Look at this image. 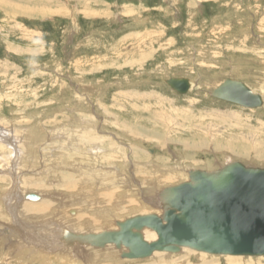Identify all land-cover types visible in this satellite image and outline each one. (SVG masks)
I'll list each match as a JSON object with an SVG mask.
<instances>
[{
  "label": "rangeland",
  "instance_id": "374dc122",
  "mask_svg": "<svg viewBox=\"0 0 264 264\" xmlns=\"http://www.w3.org/2000/svg\"><path fill=\"white\" fill-rule=\"evenodd\" d=\"M171 77L188 78L189 91L171 90L164 83ZM226 78L260 95L262 107L249 110L212 98L209 92ZM72 127L90 133L87 147L115 154L105 161L123 165L118 172L107 165L101 173L107 179L111 172L118 175L108 189L126 193L119 201L124 208L136 198L133 192L145 199L151 178L159 174H152L156 167L181 174L182 165L209 163L217 169L232 159L264 168V0H0V178L7 181L0 179V264H41L35 259L43 253L38 242L20 241L9 230L13 212L23 222L18 213L26 194L39 195L35 202L60 199L56 219L73 220V226L80 213L72 216L79 203L72 198L93 197L87 191L92 183L75 197L72 186L58 187L60 180L44 195L19 190L21 179H35L54 154L58 161L74 162L78 145L66 142ZM25 143L36 147L26 163ZM27 211L24 218L42 221ZM115 222L108 229L100 224L88 229L113 230ZM79 225L71 231L88 232L84 220ZM22 244L24 251L38 252L33 261L30 251L19 252ZM62 246L66 252L53 254L67 264H264V256L229 259L183 249L131 261L117 253L108 263L96 257L113 251L107 247L66 241Z\"/></svg>",
  "mask_w": 264,
  "mask_h": 264
},
{
  "label": "water",
  "instance_id": "95a60500",
  "mask_svg": "<svg viewBox=\"0 0 264 264\" xmlns=\"http://www.w3.org/2000/svg\"><path fill=\"white\" fill-rule=\"evenodd\" d=\"M164 83L179 95L190 89L185 77ZM209 95L249 110L263 105L260 95L231 78ZM26 197L37 199L35 194ZM159 199L161 216L128 218L118 223V231L93 237L94 245H122L128 250L124 257L142 260L153 252L175 254L183 248L216 256H264V168L235 161L210 172L190 171L189 181L166 188ZM143 228L153 231L156 240L146 242Z\"/></svg>",
  "mask_w": 264,
  "mask_h": 264
},
{
  "label": "bare ground",
  "instance_id": "6f19581e",
  "mask_svg": "<svg viewBox=\"0 0 264 264\" xmlns=\"http://www.w3.org/2000/svg\"><path fill=\"white\" fill-rule=\"evenodd\" d=\"M89 130H93V128L90 127ZM69 131H70V135H72V138L66 142H69V145H71V146H74V144H77L78 145L77 147L79 148L76 150L77 151L76 154L77 153L78 154L77 155L75 154L77 156V158L74 160V162H72V163L68 162L67 163V161H65V160L64 161H58V157H60V155L57 156V154L56 155L54 154L53 155L54 161H51V158H49V160L46 162V165L43 166L44 167L42 169L43 171L38 169L40 171V173L39 174L36 173L37 176H35V179H30V180L27 179V181H23V179H21V183L18 184L19 190H21L23 193H25L26 191L29 192V188H32L34 191H36V192L39 191L41 195H44V193L48 194L47 192H50L47 190V188L52 187L51 184L55 185L54 182L57 183V181L60 180L61 184L59 183L60 185H58V187L59 186H63V187L72 186V189L71 188L70 189L73 190L72 192H75L76 195H73L74 197L79 194L82 186L85 183H92L93 184V186L90 187L89 189H87V187H86L87 191H89L90 194L93 196L92 198L87 197L88 194L83 195V197L72 198L73 201H75L76 199H77V201H79L77 207L75 209H73L74 212H72V216H77V213H80V215H78V218L76 219L77 222L74 223L75 226L69 224V223H73L74 222L73 220H69V223H66V222H62L61 220L56 219L58 212L61 211L60 206L63 205V203L60 199H57L56 197L55 198L52 197V199H51L52 201H51V200H47V199L42 198V200H40L39 202H35V201L39 200L40 196L33 193V192H30L28 194H35L37 196L36 200H31V199L27 198L26 196L28 194H26V196H24V198H25L24 207H22V212L18 213V216L20 215L21 220L23 221L22 223L20 222L21 224L19 223V221H17V219H18L17 214H15V212L12 213V215H14V218H16L15 221L13 220V222H14L13 227L12 226L9 227V228H11L9 230H11L12 234L16 235L20 239V241L23 237L25 239L24 241H27L30 243L38 242V246H41V250H39V251H42L43 253L36 256V254H38V252H35L30 247H26L27 250L24 251V245L23 244H22L23 248H21V250H19V252H29L30 251L29 254L31 256V259H32V257L34 258V255H35L36 256L35 259L37 260V262H40L41 264H67V260H64L66 263L65 262L61 263V262H59L61 260H58L59 259L58 255H56V253L53 254V252L57 249L61 250L63 252H66V250H64V248L62 246L63 241L76 242L77 244H80V245L86 244L92 248H104L105 249V247H107L106 249H111L113 251H111V252L105 251L103 254H101V255L99 254L96 257H100V259H103V260L107 261L108 263L111 262L110 258L113 259V256H115L117 253H118L117 255H119V258H121V259H126L129 261H131V260H142V259H128V258L124 257L125 254L128 253V250L126 247H124L122 245H115L114 243H105V244L102 243L101 246L96 247L92 241L93 237H98L99 234H102L105 232H116V231H118L119 230L118 223L124 222L128 218H133L136 216H143V215H148V214H157V215L161 216L163 210H162V206L160 205V199L159 198L165 192L166 188L189 181V172L190 171L199 170V171H204V172L205 171L210 172V171L218 170V169L223 167V165H222L220 168L213 169V167H211L209 165V163L205 164L206 167L205 166L199 167V165L197 166V165L186 164V165L181 166V168H182L181 174H178L177 168L176 169L170 168L167 170H163L165 173H162L161 168H157V167L155 168V166H153L155 169H153L152 174L158 173V172H159V174L157 175V177L151 178L153 181L152 182L150 181V188L148 190H146L147 196L145 197V199L142 198L143 196L142 197L140 195L137 196V193L133 192L132 196L133 197L135 196L136 198L131 199L126 204L127 207L124 208L123 207L124 203L122 204L119 201L121 200L122 196L125 195L126 193L125 194L124 193L121 194V192L116 193L117 194V196H116V194L114 195V193L116 192L115 189L112 190L113 187L111 189H108L111 186V184L109 183L111 181V179L115 180L118 175L111 172V174H109V176H110L109 179H107L106 177H104L105 175L101 173L103 170H106L104 168L107 165H109V166L112 165L113 166L112 169H114L116 172L119 171L118 167L122 168L123 165L116 164L113 162V160L105 161V159L108 157H115V154H113L112 152L110 154H108V156H107L106 153H104L105 150L100 149V146H95V148L87 147L86 143H89V141H84V139L89 137L90 133H87V135H86V134H84V132H78V129L76 130L73 127L70 128ZM25 132H26V130H25ZM44 133H45V135L50 134V133H46V131ZM75 133H81V134H78L79 136H75ZM39 136L40 135H37L38 138H39ZM38 138H37V140H38ZM42 138L43 137H41V139ZM56 139H58V138H56ZM51 141H52V139H51ZM23 142H25V141H23ZM33 146L31 143H25L24 144V150L23 151L26 152V155L24 158L25 163L29 160L32 161L31 159H33L32 155H30L33 153V152L31 153V151H33L34 150L33 148L35 147V146L34 147ZM91 148H93V149H91ZM63 149H64V147H63ZM67 149H68L67 154H69L71 151L69 149H71V147L68 148V146H67ZM86 149L89 150L90 153H88L86 151ZM20 151H22V150L20 149ZM42 151H44V150L42 149ZM54 151H55V149H54ZM57 151H56V153H57ZM49 153H50V151H49ZM21 155H22V152H21ZM69 156L70 155H67V158ZM33 157H35V156L33 155ZM43 159H44V157H43ZM190 159H193V157L191 156ZM85 160H88V161H85ZM21 161H23V160H21ZM235 161H237V160L230 159L229 161H226L225 163L227 165V164L235 162ZM0 162H1V160H0ZM6 163L8 164V161H6L5 164ZM31 163L32 164H30V166L35 165V164H33V162H31ZM207 166H209L210 168ZM2 168H4V167H2ZM87 168H89V169H87ZM204 169H206V170H204ZM33 170L36 171V169H34V168H33ZM86 174H89V175H86ZM161 174H164V175H161ZM187 174H188V176H187ZM7 178H8V176H7ZM0 179L4 180L7 184V181L4 178H0ZM105 179H107V180H105ZM12 180H14V179H12ZM104 181L106 183H109V184H106ZM163 184H166V185L164 187H162L161 189H157L158 186L163 185ZM14 186L15 185H13V187ZM75 186H77V187L74 189L73 187H75ZM45 189H46V191H45ZM105 189H107V190L104 191ZM4 190H3V192H4ZM16 193L17 192L15 190H13L14 195H12V196H15ZM65 193H66L65 195L67 196L68 193L67 192H65ZM128 195H130V194H128ZM8 196H11V195H7V194L4 195V197L6 199L9 198ZM106 197H108V199ZM53 199H55V202L53 201ZM141 200H142V203H141ZM3 203H4V201H2L0 199V205ZM105 204H108L109 206L107 207V206H105ZM53 205H56V207H54ZM88 206H91V207H88ZM121 208H124V210ZM27 210H34L35 212H37L36 214H37L38 218H40L42 221L34 222L33 221L34 218L33 219L29 218V220L24 218V215L29 213ZM84 212H85V214H84ZM86 215L89 217V219L87 221H85L87 219ZM124 216H129V217L125 218L122 221H117V222L114 221V220L118 219L119 217L122 218ZM26 217L28 218L29 216H26ZM12 218H13V216H12ZM82 220H84V225H86L85 226L86 231H88V232H85V233H74V232H72L71 231L72 229L78 230L76 228V226L79 228V226H80L79 223ZM113 221L115 222V226H116V228L113 230H103V231H100L98 233H95V232H91V230L88 229V227H91L93 229H97L99 227V224L102 228L108 229V228H111L112 226H114V225H112L114 223ZM141 231H142L141 234L143 236V239L146 242L150 243V242L156 240L155 233L153 231H151L150 229L143 228ZM42 236H43V238H41ZM45 236L49 237L48 241L45 238ZM103 240H104V238H103ZM57 242H58V244H56ZM184 250H187L189 252L191 251L192 254H196V252L193 250L183 248V251ZM155 253H163V252H153L152 255ZM178 253H180V252H178ZM89 254H90V252L89 253H82L81 255H84V257H88ZM200 254H202V253H200ZM203 254H205V253H203ZM163 255L171 256V253L170 254L169 253L168 254L163 253ZM151 256H149V257H151ZM204 256L216 257V255H209V254H205ZM66 257H68V254L66 255ZM226 257H228L229 259L234 258L231 256L230 257L226 256ZM63 258L65 259V257H63ZM145 259H147V258H145ZM145 259H143V260H145ZM32 261H33V259H32ZM118 264H120V263H118Z\"/></svg>",
  "mask_w": 264,
  "mask_h": 264
}]
</instances>
